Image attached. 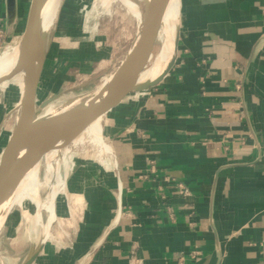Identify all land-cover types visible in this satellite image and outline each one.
<instances>
[{
	"label": "crops",
	"instance_id": "0c3cea01",
	"mask_svg": "<svg viewBox=\"0 0 264 264\" xmlns=\"http://www.w3.org/2000/svg\"><path fill=\"white\" fill-rule=\"evenodd\" d=\"M21 16L0 0V41ZM177 37L162 78L104 117L110 171L63 264H264V0H182Z\"/></svg>",
	"mask_w": 264,
	"mask_h": 264
},
{
	"label": "rangeland",
	"instance_id": "374dc122",
	"mask_svg": "<svg viewBox=\"0 0 264 264\" xmlns=\"http://www.w3.org/2000/svg\"><path fill=\"white\" fill-rule=\"evenodd\" d=\"M29 1L21 0L22 16L15 31L0 41L2 56L14 46L24 29ZM127 1L140 14L142 1ZM181 13L182 0L178 34ZM51 22L44 35V56L34 102V108L38 109L40 103L50 98L41 111L48 105L55 107L65 101L83 99L98 88L123 61L138 25L135 15L121 0H58ZM162 39L160 29L145 67L158 52ZM22 83L21 72L0 83V145L16 119ZM105 120H101L102 135L111 146L105 134ZM89 142L85 139L83 143H63L62 150L51 162L53 170L49 173L44 157L41 158L39 185L32 200L26 198L24 207L12 205L0 225L1 264H22L39 252L37 259L42 264H54L56 260V264H63L67 240L83 219L84 192L93 191L95 182H100L110 171L112 149L108 153ZM65 183L66 197L55 198V214L49 224L50 214L43 208L49 202L50 188Z\"/></svg>",
	"mask_w": 264,
	"mask_h": 264
},
{
	"label": "water",
	"instance_id": "95a60500",
	"mask_svg": "<svg viewBox=\"0 0 264 264\" xmlns=\"http://www.w3.org/2000/svg\"><path fill=\"white\" fill-rule=\"evenodd\" d=\"M141 18L137 25L135 38L128 49L123 61L107 78L106 82L81 102L43 120H34L49 100L34 108L36 89L42 67L43 57L40 54V11L42 0H30L25 20L24 32L27 37L25 43V57L23 63L29 66L28 77L24 81L23 94L16 119L0 145V185L18 171L26 168L45 152L54 148L55 142L69 144L87 126L94 121H101L118 103L129 93L146 90L155 85L166 73L170 65L152 82L138 83L140 71L147 63L157 32L161 28L162 13L156 18L159 2L167 0H141ZM7 12L10 17L15 12L16 0H6ZM165 7V6H164ZM26 60V61H25ZM123 74L119 75L121 71ZM10 76L0 78V83ZM66 127L74 129L75 133L68 136L61 135ZM26 147L23 155L8 157V149L12 146ZM35 254L30 255L22 264H30Z\"/></svg>",
	"mask_w": 264,
	"mask_h": 264
},
{
	"label": "bare ground",
	"instance_id": "6f19581e",
	"mask_svg": "<svg viewBox=\"0 0 264 264\" xmlns=\"http://www.w3.org/2000/svg\"><path fill=\"white\" fill-rule=\"evenodd\" d=\"M121 1L128 7V10H130L135 15L139 24L141 18V10L139 6L138 8L140 14L129 4L127 0H121ZM178 3L180 6V0H167V3L165 5L164 2L161 1L159 2L156 11V18H158L160 14L163 12L162 24L160 28L163 36L162 43L160 45L158 52L156 53L150 64L147 65L146 67L144 66L145 68H143L138 74V78H137L138 83H142L146 81L147 82L154 81L174 60L175 52H176V41L178 36V19H179ZM57 4H58V0H42V7L40 11V32L42 37L40 40V48H39L42 57L44 56V50H43L44 35L46 31L49 29L50 22L54 19V14L56 11ZM23 32L24 29L20 34L19 39L10 50L3 52L4 53L3 56L0 54V78L4 76H10L11 78L15 73L18 72H21V74L23 75L22 89L17 103V114L20 108L21 96L23 94L24 81L27 79L29 72L28 64L25 62L23 63L25 57V51H26L25 43L27 39L26 38L27 36L23 34ZM123 72L124 70L121 71L119 75L123 74ZM106 80L107 78L103 80L101 86L106 82ZM83 99H73V100L65 101L62 104L57 105L55 107L48 105L47 107H45L44 110L42 111L40 110L41 112H39V114H37L34 117V120L36 119L43 120L49 118L65 110L66 108L81 102ZM74 133H75L74 129L66 130L65 127V129L61 131L60 134L63 136H68ZM85 139L89 140L90 142H93L94 144L99 145L102 151L104 150L107 151L108 153L111 152V146L107 144L103 139L101 121L96 120L92 124L87 126L86 129H84L82 133H80V135L74 138L71 143L72 144L81 143V142L83 143ZM62 146H63L62 142H55L53 149H50L47 152H45L40 158L34 160L26 168L18 171L16 174H14L12 177L7 179L4 183L0 185V225L2 224L3 219L5 218L7 212L9 211V208L12 205L17 204L24 207V200L26 198L32 200V194L37 190V187L39 185L38 172H39L41 158L44 157V161L46 163V171L49 173L50 171L53 170L51 162L55 159L56 155L60 152V150H62ZM25 149L27 148L24 146L19 147L14 144V146L8 149L7 155L8 157H12L16 155L18 157L24 154V152L26 151ZM66 191H67L66 183L60 185L59 187H56V185H54L50 188L49 202L45 206V208H43L46 209L50 214L49 224L53 218V215L55 214V209H54L55 198H57L58 196H62L65 198ZM1 262L2 260L0 261V264Z\"/></svg>",
	"mask_w": 264,
	"mask_h": 264
}]
</instances>
